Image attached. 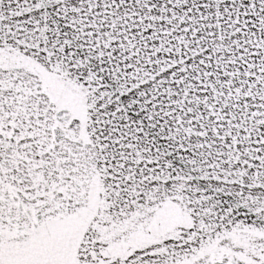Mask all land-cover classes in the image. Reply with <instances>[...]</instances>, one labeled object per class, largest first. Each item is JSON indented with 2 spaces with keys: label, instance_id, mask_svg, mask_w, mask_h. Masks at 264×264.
I'll return each instance as SVG.
<instances>
[{
  "label": "snow or ice",
  "instance_id": "6c2138e0",
  "mask_svg": "<svg viewBox=\"0 0 264 264\" xmlns=\"http://www.w3.org/2000/svg\"><path fill=\"white\" fill-rule=\"evenodd\" d=\"M0 264H264V0H0Z\"/></svg>",
  "mask_w": 264,
  "mask_h": 264
}]
</instances>
